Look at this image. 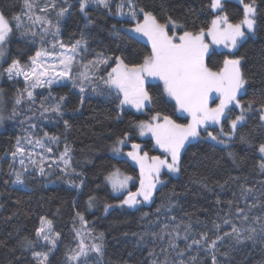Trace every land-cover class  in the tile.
<instances>
[{
    "label": "trees",
    "instance_id": "obj_1",
    "mask_svg": "<svg viewBox=\"0 0 264 264\" xmlns=\"http://www.w3.org/2000/svg\"><path fill=\"white\" fill-rule=\"evenodd\" d=\"M250 2L251 0H223L222 13L227 14L229 22L238 23L243 19V5ZM22 3L23 0H0V10L11 17L20 14ZM137 3L146 11L153 12L162 23L167 16L177 20L183 25L180 32H195L199 28L207 30L215 16L221 13L210 8L211 0H137ZM255 7L257 26L254 34L249 33L233 53L215 48L208 59L209 67L213 71H219L224 59L242 58L241 69L249 81L245 86L246 93L240 98L245 105L252 99L264 102V0H255ZM114 11L113 8V13ZM113 13L96 5H89L85 12H81L78 0H73L68 13L61 20L59 38L67 43L81 39L83 35L88 41L89 50L115 53L122 56L128 64L142 63L143 57L151 51V44L139 38L132 39V35L124 27L133 25L134 22L119 19ZM170 31L173 30L170 28ZM115 35L122 39H116ZM38 37L40 36L33 38L31 35H21L13 27V35L6 46V63L10 64L13 59L26 63L39 49ZM21 86V79L4 78L0 83L5 115L4 123L0 124V264H34L30 250L23 247V241L25 238L36 239L35 232L40 226L41 217L51 220L53 231L60 233L61 237L54 258H50L51 264H64L66 251L76 246L74 226L76 229L81 228L76 219L77 212L82 213L88 221L87 227L95 229L97 233H104L105 252L101 258L103 264H151L153 257L150 252L153 250L160 259H164L160 249L167 248L168 238L159 240L151 235L159 232L164 224L180 225L181 238L177 241L179 248L176 251L183 250L186 243H191L192 238H199L197 233L211 228V222L217 219V215H224L227 210L226 202L233 199V193L238 194L239 185L245 183V177L248 186L261 190L259 181L264 180V173H260L257 167L261 160L257 148L260 143H264V122L260 120L258 106L249 113L246 124L238 127L237 136L228 145L222 146L209 140L193 141L191 146L187 145V151L182 153L179 175L172 177L165 173V182L155 192L153 201L131 208L120 207V201L125 195L113 194L106 183V176L114 168L139 179V169L133 162L127 157H116L112 151L115 140L128 133L129 145L123 147V150L130 149L132 143H138L142 152L160 154L155 149L153 139L139 137L135 125L149 120L156 112L171 116L180 124L190 122V117L182 114L176 103L163 93L162 84L155 82L148 85L153 102L147 113L118 109V102L105 96L106 93L104 96L84 95L81 107L77 88L70 84L54 86L51 90L53 96L67 98L62 118L72 125L67 132L62 120L51 114L41 118L33 115L34 111L31 110L30 117L34 118L26 121L24 117L28 103L16 106L18 115L14 119H8L12 115L13 99L17 89H22ZM48 95V89H39L35 94L36 103L29 105V108H38L40 101ZM51 103V100L47 101V105ZM29 123L38 125L34 134L42 135L46 131L62 136V139L63 135L67 136L72 147V167L77 174L64 175L58 169H53L50 175L40 176L38 172L31 171L25 174L24 184L12 182L15 179L9 171L12 160L5 153L14 150L16 137L26 134L24 129L28 128ZM241 135L248 142L241 141ZM53 151H63V143L54 147ZM229 152L235 155V160L228 155ZM15 166L20 167L19 164ZM230 176L241 179L224 184ZM68 180L75 183L70 184ZM222 184L223 188L219 186ZM135 187L136 184L132 188ZM89 197L94 198L91 206ZM248 202L251 203L252 199ZM106 204L116 206L105 212ZM240 206L243 207V203ZM157 208H160L159 213ZM261 212L264 209L257 207L253 209L252 215H259ZM144 213L149 215L144 216ZM198 221L207 223L208 228L198 224ZM188 223L193 225V230L186 242L182 237L184 225ZM228 230L227 226L222 228V231ZM134 233L137 235H133ZM140 236H143V240ZM43 243L40 242L36 247L37 251L46 250L42 247ZM224 243L227 245L229 241ZM196 247L198 246L185 251L183 256H177L176 251L168 249L169 264L196 255ZM220 250L224 251L225 248ZM200 256L207 259L203 252ZM90 264H96L95 257ZM231 264H264V244L247 241L244 245L237 246L231 254Z\"/></svg>",
    "mask_w": 264,
    "mask_h": 264
},
{
    "label": "snow or ice",
    "instance_id": "obj_2",
    "mask_svg": "<svg viewBox=\"0 0 264 264\" xmlns=\"http://www.w3.org/2000/svg\"><path fill=\"white\" fill-rule=\"evenodd\" d=\"M78 3L81 12H85L89 5L102 7L109 13H113L114 8V15L124 17L129 22L134 21V27L127 30L128 34H135L132 39L146 37L151 44L150 53L143 57L142 63L128 64L122 56L115 53L89 50L88 41L83 35L81 39L64 42L59 38L60 23L69 11L70 5L64 6L68 4V0H23L20 14L11 17L0 10V59L6 55L5 49L13 35V27L24 36L31 35L35 38L39 35L41 45L39 50L28 58L26 64H22L19 59H13L7 68L0 69V76H6L9 80L22 77L25 84L23 89H17L12 115L8 119H14L18 115L16 106L36 103L37 89H48L49 95L42 99L38 106L40 116L51 114L58 117L67 132L72 128L68 120L62 119L67 98L53 96L51 90L54 86L63 87L66 83H71L74 88H78L82 107L85 92L90 90L92 93L105 94L104 91H98L99 82L107 89V95L118 102V109L129 105L143 110L153 102L152 95L145 87L146 81L150 78L162 81L163 93L172 98L179 111L187 113L191 120L187 124H180L171 116L156 112L149 120L140 121L135 125L140 136L151 134L156 145L166 153L163 159L160 156L149 157L147 152L141 154V145L138 143H132V151L123 153L122 149L129 141L128 133L115 140L112 151L131 158L139 164L140 169L139 187L136 191L128 188L133 177L122 173L119 168H114L107 175L106 180L111 184L113 192H127L125 198L120 201V207L151 203L157 186L164 184L160 179L162 169H167L168 173L181 171V157L182 153L187 151L186 145L191 146L193 141L206 139L216 144L228 145L237 136L238 127L246 124L249 113L257 106L260 120L264 122V102L252 99L245 105L238 99L239 95L246 93L245 86L249 83L241 70L242 58L224 59L223 67L219 71H213L208 64L210 44L205 42L207 35L211 37L212 45L236 49L241 40L256 29L255 0L243 5V19L238 23L229 22L227 14L216 15L207 30L199 28L195 32L183 31L182 34L173 31L171 35L169 26L175 29L183 28V25L171 16H167L162 23L153 12L140 7L137 0H116L115 3L113 0H78ZM210 8L222 12V0H211ZM138 16L142 17V21L137 19ZM35 29H39V33ZM48 36L52 39L48 40ZM115 38L122 39L118 35H115ZM113 64L114 66H111ZM86 86H90V89ZM2 91L0 90V94ZM214 92L219 94L220 103L210 107L209 100ZM48 100L52 101L50 105H47ZM230 106L239 110V114L234 118ZM33 118L25 117V120L30 121ZM4 121L5 117L0 115V124ZM222 122L228 123V131L224 130ZM214 126L218 128L217 134L208 131ZM37 127V124L29 123L28 128L24 129L26 134L16 137L14 150L5 153L12 160L9 165L10 174L15 177L12 182L24 184L25 174L31 171L38 172L40 176L50 175L53 169H58L64 175L77 174L72 167V147L67 136L63 135L62 139V136L46 131L42 135L34 134ZM201 132L205 134L203 137ZM240 139L248 142L243 135ZM61 143L63 151L54 152L53 148L59 147ZM257 150L261 154L257 167L260 173H264V143H260ZM228 155L236 159L233 153L229 152ZM16 164L20 167L16 168ZM240 179L241 177L230 176L224 184ZM244 180L245 183L239 185L238 194L233 193V199L226 202L227 210L224 215H217V219L211 222V228L197 233L199 238H192L191 243H186L183 250L176 251L179 248L177 241L181 238L180 225L164 224L159 232L151 233L159 240L168 238L167 248L160 249L164 259H160L153 250L150 252L153 257L151 264H169L168 249L176 251L177 256H183L185 251L193 249L194 246H198L195 248L196 255L188 257L187 260L173 261V264H231V254L237 246H242L247 241L253 244L259 241L264 244V212L252 215L253 209H264V180L259 181L261 190L248 186L246 177ZM68 183L74 184L75 181L68 180ZM219 186L224 187L223 184ZM249 199H252L251 203L248 202ZM93 200V197H89V206ZM241 203L243 207L240 206ZM115 206L106 204L105 212ZM156 211L159 213L160 208ZM148 215L144 213V216ZM76 219L81 228L76 229L74 226L76 246L66 251L64 264H90L93 257L96 258V264H103L101 258L105 252L104 233H97L95 229L87 227L88 221L82 213L77 212ZM172 219L175 220V217ZM197 223L208 228L207 223ZM224 226L229 230L222 231ZM192 230L191 223L184 225L182 238L186 242ZM35 237V240L25 238L23 247L30 250L34 264H51L50 258H54L58 250L60 233L53 231L51 220L41 217ZM140 239L143 240V236H140ZM226 240L229 241L227 245L224 243ZM40 242H44L42 247L46 250H36ZM221 248L225 250L221 251ZM201 252L207 259L200 256Z\"/></svg>",
    "mask_w": 264,
    "mask_h": 264
},
{
    "label": "rangeland",
    "instance_id": "obj_3",
    "mask_svg": "<svg viewBox=\"0 0 264 264\" xmlns=\"http://www.w3.org/2000/svg\"><path fill=\"white\" fill-rule=\"evenodd\" d=\"M116 2V0H113V3H115ZM222 2H223V0H222ZM68 4L69 5H72L73 4V0H68ZM86 10V9H85ZM215 11H217V10H215ZM217 15H224L222 12L221 13H219V14H217ZM119 19H126V18H124V17H120V16H117ZM137 19H139V20H141L142 21V17L141 16H138L137 17ZM134 22V21H133ZM135 23V22H134ZM132 27H134V24L133 25H128V26H125L124 27V29L127 31L128 29H130V28H132ZM170 28L174 31V32H176L177 34H182L183 32H180L179 30H180V28L179 27H177V28H175V29H173L171 26H169V34L171 35L172 34V32L170 31ZM37 31L39 32V29H37ZM128 32V31H127ZM252 34V33H251ZM253 34H254V32H253ZM132 35H135V34H132ZM38 39H39V48L41 47V45H40V37H38ZM47 39L48 40H51L52 39V37L51 36H48L47 37ZM139 39H141V40H143V41H145V42H148V43H150L148 40H147V38L146 37H139ZM242 41V40H241ZM205 42L206 43H209L210 44V53L215 49V48H220V49H223V50H225V51H227V52H229V53H233L234 51H236V49H238V46H239V44H238V46H237V48L236 49H229V48H227V47H225L224 45H212V41H211V37L210 36H205ZM39 50V49H38ZM5 52H6V55H5V57L3 58V59H0V69H2V68H7L8 66H9V64L8 63H6V61H7V48L5 49ZM232 59V58H231ZM22 64H26V63H22ZM111 66H114V64L113 65H111ZM108 70H110V68L108 69ZM104 74V69L102 68L101 69V75H103ZM4 78H7L6 76H0V83L2 82V80L4 79ZM17 79H21L22 80V77H18ZM155 82H158V83H160V84H162V86H163V82L162 81H160V80H158V79H155V78H150V79H148L147 81H146V84H145V87L147 88V90H148V85L150 84V83H155ZM98 83V91H104L106 94H105V96H108L107 95V89L105 88V86L103 85V84H100L99 82H97ZM67 85H71V83H66ZM25 87V84H24V82H23V80H22V86H21V88L23 89ZM86 87H89V89H90V86H86ZM78 89V88H77ZM1 90V89H0ZM39 89H37L36 91H35V94H36V92L38 91ZM79 90V89H78ZM89 94H92V95H95V96H104V95H100V94H98V93H92L90 90L89 91H87V92H85L84 93V95H89ZM219 94L218 93H212V95H211V97H210V99L211 98H213V97H215V96H218ZM170 100H172V101H174L172 98H170V97H168ZM240 100V99H239ZM241 101V100H240ZM3 102H4V99H3V92H2V94H0V115H2V116H4L5 117V115H4V112H3V109H2V107H3ZM175 102V101H174ZM209 102H210V100H209ZM242 103V102H241ZM24 104V103H23ZM243 104V103H242ZM33 105V104H32ZM31 106V105H30ZM150 105H146L145 106V108L143 109V110H137V109H135L134 107H132V106H129V105H125L124 107H123V109H121V110H124V109H130V110H133V111H135L136 113H147V109H148V107H149ZM210 107H215V104H212V103H210V105H209ZM230 108H231V115H232V117L234 118V116L235 115H238L239 114V110L237 109V108H235L234 106H230ZM31 110L32 111H34V114L33 115H38L39 117H41L40 116V110H39V107L38 108H34V109H31V108H29V105H28V109H27V111H26V117H30L31 116V114L32 113H30L31 112ZM182 113V112H181ZM182 114H184V115H188L187 113H182ZM189 116V115H188ZM190 117V116H189ZM25 118V117H24ZM41 118H44V117H41ZM190 120H191V117H190ZM223 123V126H224V130L225 131H228V123L227 122H222ZM0 128H1V125H0ZM208 131H211V132H213L214 134H217L218 133V128L217 127H210L209 129H208ZM137 132H138V135H139V130L137 129ZM205 134L203 133V132H201V136L203 137ZM139 137L141 138V139H153L154 140V146H155V149L156 150H159L160 151V154H152V155H150L148 152V155H149V157H152V156H160L162 159L165 157V155H166V153L164 152V150L163 149H161V148H159L157 145H156V143H155V139L151 136V134H147V135H144V136H140L139 135ZM206 140H209V141H212V140H210V139H206ZM214 142V141H213ZM216 143V142H215ZM127 145H129V142H127ZM219 145H222V146H225V145H223V144H219ZM130 146H131V144H130ZM187 146V145H186ZM129 151H132V149L130 148V149H126V150H123L122 149V152L123 153H127V152H129ZM143 152H142V149H141V154H142ZM115 155H116V157H119V158H121V157H127L126 155H123V154H121V155H117L116 153H114ZM127 158H129V157H127ZM130 160H131V158H129ZM132 161V160H131ZM133 162V164L139 169V164H137L135 161H132ZM139 171H140V169H139ZM121 172L122 173H124L122 170H121ZM165 173H167L168 175H170V176H172V177H177L178 175H179V173H168V171H167V169H162V171H161V175H160V179L163 181V182H165V179H164V177H163V175L165 174ZM124 174H126V173H124ZM127 175V174H126ZM130 176V175H129ZM107 177V176H106ZM106 183L110 186V188H111V184L106 180ZM136 184V187H135V189H133L132 187L134 186ZM139 187V179H135V178H133L132 179V181H130L129 182V184H128V188L131 190V191H136L137 190V188ZM160 187V185H158L157 186V189ZM111 190H112V188H111ZM112 192H113V190H112ZM113 194H115V195H118V196H120V195H127V192L125 191L123 194H120V193H115V192H113ZM147 204H149V203H147ZM138 206H140V205H138ZM138 206H136V207H138ZM136 207H131V208H136Z\"/></svg>",
    "mask_w": 264,
    "mask_h": 264
},
{
    "label": "flooded vegetation",
    "instance_id": "obj_4",
    "mask_svg": "<svg viewBox=\"0 0 264 264\" xmlns=\"http://www.w3.org/2000/svg\"><path fill=\"white\" fill-rule=\"evenodd\" d=\"M210 103L215 104V106H216L217 104H219V103H220V97H219V95H218V96H215V97H213V98H211V99H210V102H209V105H210Z\"/></svg>",
    "mask_w": 264,
    "mask_h": 264
},
{
    "label": "water",
    "instance_id": "obj_5",
    "mask_svg": "<svg viewBox=\"0 0 264 264\" xmlns=\"http://www.w3.org/2000/svg\"><path fill=\"white\" fill-rule=\"evenodd\" d=\"M241 70H242V69H241ZM241 96H242V95H239V96H238V99H240V98H241Z\"/></svg>",
    "mask_w": 264,
    "mask_h": 264
}]
</instances>
